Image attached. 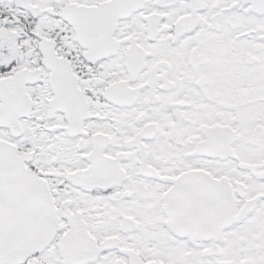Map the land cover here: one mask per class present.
<instances>
[{"label":"snow or ice","instance_id":"snow-or-ice-1","mask_svg":"<svg viewBox=\"0 0 264 264\" xmlns=\"http://www.w3.org/2000/svg\"><path fill=\"white\" fill-rule=\"evenodd\" d=\"M0 264H264V0H0Z\"/></svg>","mask_w":264,"mask_h":264}]
</instances>
